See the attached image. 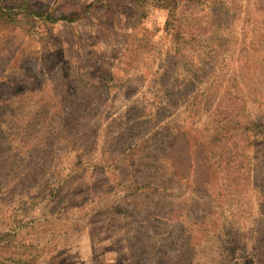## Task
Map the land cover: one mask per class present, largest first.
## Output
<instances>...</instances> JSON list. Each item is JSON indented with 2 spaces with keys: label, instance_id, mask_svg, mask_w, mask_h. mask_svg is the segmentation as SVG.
I'll return each mask as SVG.
<instances>
[{
  "label": "rangeland",
  "instance_id": "374dc122",
  "mask_svg": "<svg viewBox=\"0 0 264 264\" xmlns=\"http://www.w3.org/2000/svg\"><path fill=\"white\" fill-rule=\"evenodd\" d=\"M25 1L76 19L0 23V264H264V0Z\"/></svg>",
  "mask_w": 264,
  "mask_h": 264
},
{
  "label": "trees",
  "instance_id": "16d2710c",
  "mask_svg": "<svg viewBox=\"0 0 264 264\" xmlns=\"http://www.w3.org/2000/svg\"><path fill=\"white\" fill-rule=\"evenodd\" d=\"M27 18V17H34V18H41V20L44 21H49V22H57V21H65V22H70L74 19H76V16H70L66 13H60L58 15H55L50 9H47L46 7H39V8H34L33 6H30L27 4L25 0H9L8 2L5 1H0V23L6 25V26H17L18 22L22 18ZM64 100V99H63ZM65 103V100H64ZM62 106V104H61ZM66 107H68L66 103ZM73 113V112H72ZM71 113V114H72ZM70 114V115H71ZM260 123H258L259 125ZM155 134H152V136ZM211 141L217 140V138H211ZM148 141L144 140L140 145H143L144 143L146 144ZM224 154H227L223 157V159H227L230 155L231 152H228V149L220 148ZM128 156L126 158L129 167L130 168V173L131 177H129V182H133L139 188V190H157L158 186L162 183L159 181V175H161L160 170H163L162 167L159 168V166L155 167V163L153 161L149 162L146 158V156L142 155L140 160H134V158L137 155V150L138 146L136 145L135 147H128ZM212 153V151H209ZM229 154V155H228ZM127 155V154H126ZM216 156V153H214ZM149 156V155H148ZM192 153L188 152V156L186 157L189 159V163L193 162V159L191 158ZM222 156V155H221ZM211 159L210 157H208ZM205 161H209L208 159L205 158ZM149 163V164H147ZM221 165V164H219ZM143 169L142 171H140ZM121 170V169H120ZM146 170H151V175H148L147 177H140L138 174L140 172H148ZM132 184V183H130Z\"/></svg>",
  "mask_w": 264,
  "mask_h": 264
}]
</instances>
